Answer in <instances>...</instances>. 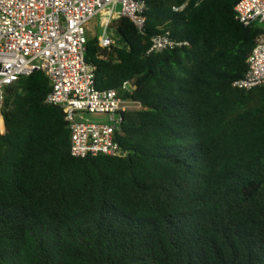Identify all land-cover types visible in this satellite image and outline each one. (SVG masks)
Wrapping results in <instances>:
<instances>
[{"label":"trees","instance_id":"16d2710c","mask_svg":"<svg viewBox=\"0 0 264 264\" xmlns=\"http://www.w3.org/2000/svg\"><path fill=\"white\" fill-rule=\"evenodd\" d=\"M239 0H145L140 31L88 40L96 87L123 112V155L78 158L38 70L7 88L0 134V264H264V87L240 89L263 29ZM187 4L183 9L176 11ZM169 33L174 48L148 53Z\"/></svg>","mask_w":264,"mask_h":264},{"label":"built area","instance_id":"2783aa9c","mask_svg":"<svg viewBox=\"0 0 264 264\" xmlns=\"http://www.w3.org/2000/svg\"><path fill=\"white\" fill-rule=\"evenodd\" d=\"M191 1L199 4L202 0ZM144 10L145 0H0V134L5 132L2 108L7 88L22 76L41 70L52 85L46 103L64 110L72 155H123L115 132L123 112L140 109L141 105L123 95L135 90L131 81L118 89L96 87V67L85 59L87 31L89 23L100 17L98 44L110 49L117 45V38L110 32L115 21L128 17L142 31ZM235 16L245 26L258 24L263 29L247 59L248 71L235 86L245 90L264 87V0H239ZM178 45L180 42L169 33L157 35L148 53ZM91 113L104 114L108 119L83 121Z\"/></svg>","mask_w":264,"mask_h":264},{"label":"rangeland","instance_id":"374dc122","mask_svg":"<svg viewBox=\"0 0 264 264\" xmlns=\"http://www.w3.org/2000/svg\"><path fill=\"white\" fill-rule=\"evenodd\" d=\"M118 11H121V6H118ZM101 18L100 17H95L88 25V31H87V36L89 39L92 38H98L100 32H101ZM111 34H113V36L115 38H117L116 36V29L114 24L112 25L111 29ZM108 119V117L104 114H98V113H91L90 115H87L83 121L86 122H94V123H99V122H104Z\"/></svg>","mask_w":264,"mask_h":264},{"label":"water","instance_id":"95a60500","mask_svg":"<svg viewBox=\"0 0 264 264\" xmlns=\"http://www.w3.org/2000/svg\"><path fill=\"white\" fill-rule=\"evenodd\" d=\"M4 128H5V130H6V126H5V123H4Z\"/></svg>","mask_w":264,"mask_h":264}]
</instances>
